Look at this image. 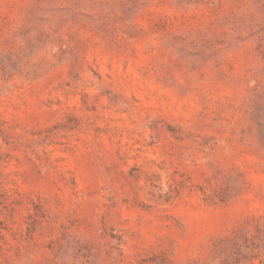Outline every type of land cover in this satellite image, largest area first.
Returning <instances> with one entry per match:
<instances>
[{"label": "rangeland", "instance_id": "obj_1", "mask_svg": "<svg viewBox=\"0 0 264 264\" xmlns=\"http://www.w3.org/2000/svg\"><path fill=\"white\" fill-rule=\"evenodd\" d=\"M0 264H264V0H0Z\"/></svg>", "mask_w": 264, "mask_h": 264}]
</instances>
